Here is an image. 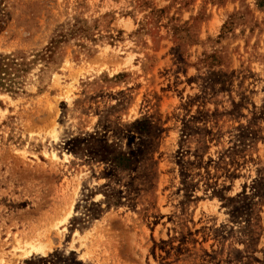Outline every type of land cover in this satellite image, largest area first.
I'll list each match as a JSON object with an SVG mask.
<instances>
[{
	"label": "rangeland",
	"instance_id": "1",
	"mask_svg": "<svg viewBox=\"0 0 264 264\" xmlns=\"http://www.w3.org/2000/svg\"><path fill=\"white\" fill-rule=\"evenodd\" d=\"M0 56V264H264V0H0Z\"/></svg>",
	"mask_w": 264,
	"mask_h": 264
},
{
	"label": "trees",
	"instance_id": "2",
	"mask_svg": "<svg viewBox=\"0 0 264 264\" xmlns=\"http://www.w3.org/2000/svg\"><path fill=\"white\" fill-rule=\"evenodd\" d=\"M11 56H0V90H13L15 91L14 84L15 78L12 76L13 69L18 70L17 65L20 64L15 61ZM83 149V148H79ZM115 163L130 165L132 158L123 153L115 154L111 159ZM37 264H56L52 258H42Z\"/></svg>",
	"mask_w": 264,
	"mask_h": 264
}]
</instances>
